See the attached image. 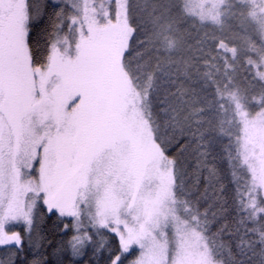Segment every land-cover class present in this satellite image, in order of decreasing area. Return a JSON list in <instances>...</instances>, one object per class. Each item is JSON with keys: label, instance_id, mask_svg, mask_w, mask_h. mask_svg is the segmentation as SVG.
Returning <instances> with one entry per match:
<instances>
[{"label": "snow or ice", "instance_id": "6c2138e0", "mask_svg": "<svg viewBox=\"0 0 264 264\" xmlns=\"http://www.w3.org/2000/svg\"><path fill=\"white\" fill-rule=\"evenodd\" d=\"M247 16H256L254 0ZM85 18L86 30L69 0H0V264H212L207 249H194L189 262L185 245L169 241L166 230L158 233V221L128 201L144 171H153L165 190L175 184L188 137L175 123L166 124L164 135L158 125L149 134L127 90L110 119L100 115L97 89L73 74L109 58L122 65L129 48L117 45L126 38L130 46L131 37L122 36L119 13L106 14L102 24ZM200 18L218 22L219 13L209 9ZM73 25L75 52L37 63L33 37H47V55L59 47V30ZM53 73L58 83L49 90ZM37 113L47 120L41 132L32 126ZM245 124L264 130V113ZM21 145L23 166L15 162ZM245 159L264 174V138Z\"/></svg>", "mask_w": 264, "mask_h": 264}, {"label": "trees", "instance_id": "16d2710c", "mask_svg": "<svg viewBox=\"0 0 264 264\" xmlns=\"http://www.w3.org/2000/svg\"><path fill=\"white\" fill-rule=\"evenodd\" d=\"M127 4L131 43L122 68L146 87L158 135L175 123L188 137L175 164L176 195L196 210L223 264H264V213L244 208L250 174L241 165L240 121L231 98L236 88L264 97L260 68L252 62L259 30L240 0H226L217 24L200 20L185 0ZM46 39L37 33L30 42L41 65L51 62ZM102 242L98 237L97 245Z\"/></svg>", "mask_w": 264, "mask_h": 264}, {"label": "rangeland", "instance_id": "374dc122", "mask_svg": "<svg viewBox=\"0 0 264 264\" xmlns=\"http://www.w3.org/2000/svg\"><path fill=\"white\" fill-rule=\"evenodd\" d=\"M240 1L246 6L245 16L253 22L259 30V34H261L258 42L259 50L256 51L257 60L252 62L255 64L256 68H260V73H264V12L261 11V9H264V0H254L256 9L255 18L247 16V12L252 6L253 0ZM69 2L74 6L76 15L79 17L77 24L82 25L85 30L90 22L89 19L85 18L86 15L91 16V19H98L102 24L105 22L104 18L106 14L111 13L112 18L115 19L117 13H119L122 22V36L129 37L128 0H69ZM185 2L187 8L192 9L191 12L200 20V13H207V11L211 9L214 13H219V22L226 0H185ZM92 13H96V15H92ZM202 21L215 24L218 23L217 21L207 18ZM65 36L67 37L66 40L64 39ZM54 39H59V47L55 49L54 52H51V62L49 59V61L42 66L50 65L53 55H58L63 58L66 54L75 52V45L78 42L77 25H73V31H68L67 28L61 29ZM127 44L128 40L124 38L122 42H118L117 46L119 50L123 52ZM69 45H72V47L69 48ZM24 53L25 56H27V46L24 47ZM58 67H62V65H58ZM73 76L76 79L86 77L97 89L101 105L100 115L103 118H111L112 108L119 100L121 94L127 90L128 99L140 113V117L144 121L147 132L150 134L154 129L147 107V89L136 83L122 68V65L116 66L109 58L104 62L98 61L88 69L74 73ZM57 83L58 79L56 74H51L49 77L48 89L51 90ZM72 98V96L68 97V99ZM231 98L235 104L240 121L239 149L241 165H243L250 174L248 189H246L245 201L243 202L244 208L250 213L252 212L253 215L264 213V211L258 210L264 208V185L260 184V180L264 179V174L260 173L258 168L254 169L253 166L249 164L248 160L245 159L246 156L250 155V149L253 143L259 142L264 138V130L252 128L245 124V121L251 122L255 120L259 114L264 113V97L262 98V95L248 96L240 89L236 88L232 92ZM46 123L47 120L42 113L34 115L32 126L37 132H41ZM146 151L145 147L141 145L138 157L143 158ZM15 162L19 166H23L26 163L23 156V145H21L20 155ZM161 168L171 173V165L162 163ZM253 188H255L256 191H253ZM127 197L134 208H139L142 213L151 214L158 221V233L161 230H166L168 233L166 238L169 241L176 244L183 243L185 245L189 262L192 260L191 253L194 249H199L200 251L207 249L212 264H223L222 258L215 251L198 213L193 207L182 201L176 195L175 184H169L165 190L160 185L153 171H144L140 177L139 185L129 189ZM252 200H255L256 203L250 204Z\"/></svg>", "mask_w": 264, "mask_h": 264}]
</instances>
